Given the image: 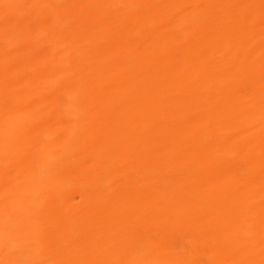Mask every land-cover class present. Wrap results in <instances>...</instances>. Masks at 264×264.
Wrapping results in <instances>:
<instances>
[{
  "label": "bare ground",
  "instance_id": "obj_1",
  "mask_svg": "<svg viewBox=\"0 0 264 264\" xmlns=\"http://www.w3.org/2000/svg\"><path fill=\"white\" fill-rule=\"evenodd\" d=\"M0 264H264V0H0Z\"/></svg>",
  "mask_w": 264,
  "mask_h": 264
}]
</instances>
